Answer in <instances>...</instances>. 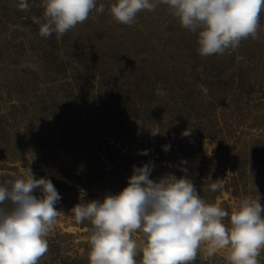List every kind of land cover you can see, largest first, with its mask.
Listing matches in <instances>:
<instances>
[{"label": "rangeland", "instance_id": "1", "mask_svg": "<svg viewBox=\"0 0 264 264\" xmlns=\"http://www.w3.org/2000/svg\"><path fill=\"white\" fill-rule=\"evenodd\" d=\"M27 2L23 11L19 0H0V184L26 179L30 169L61 196L39 264H89L92 225L71 210L118 194L133 166L152 163L154 181L186 175L203 200L217 197L212 205L229 213V227L243 200L264 207V14L258 39L202 57L198 33L167 5L141 11L129 26L109 14L115 0H96L103 14L93 10L62 37L44 38L33 22L43 19L42 0ZM221 141L230 157L204 165ZM234 158L239 176L229 168ZM206 247L192 264H229V249L205 260ZM258 259L264 264V250Z\"/></svg>", "mask_w": 264, "mask_h": 264}, {"label": "clouds", "instance_id": "2", "mask_svg": "<svg viewBox=\"0 0 264 264\" xmlns=\"http://www.w3.org/2000/svg\"><path fill=\"white\" fill-rule=\"evenodd\" d=\"M167 5L181 26L198 33V52L202 57L223 55L236 50L243 40L259 38L264 0H115L109 14L115 21L133 25L141 11H154ZM20 10L28 11L27 0H19ZM43 19L39 35L57 38L82 24L90 13L105 12L96 0H42ZM151 135L160 134L158 128ZM185 130L182 135H190ZM142 154L147 155V150ZM154 165L133 166L128 184L118 194L107 195L71 210L77 223L89 220V264H192L202 244L204 259L229 249V264H260L264 250V207L259 201L245 199L230 215V227L224 219L229 213L207 204L193 182L185 175L167 174L150 179ZM186 171V169H181ZM30 176L0 184V264H39L48 252L47 237L57 217L55 205L61 196L50 179ZM220 189L218 179L210 184ZM39 191L38 197L34 192ZM86 195L81 190V199ZM10 203L11 207H4ZM141 232L144 240L132 238Z\"/></svg>", "mask_w": 264, "mask_h": 264}, {"label": "trees", "instance_id": "3", "mask_svg": "<svg viewBox=\"0 0 264 264\" xmlns=\"http://www.w3.org/2000/svg\"><path fill=\"white\" fill-rule=\"evenodd\" d=\"M221 143H222V141L220 142V145L218 146V153H217V155L214 158H211V159L205 158L204 159V165L207 164L208 162L210 163V161H215L216 160V161H218L217 167H219L220 163L222 161H224L225 158L228 159L230 157L229 156V154H230L229 150L225 149V147H223V145ZM236 165L240 166L239 165V162L237 161V159L234 158V164L232 166H230L229 168H230V171H232L234 173V176L237 175V174L239 176V174H240L241 171L239 170V168ZM240 167H242V166H240ZM201 175L203 177H206V175H207L206 174V171L205 172H201ZM216 198H214V199L216 200ZM214 199L211 198V197H209V198L204 199V201L207 204L212 205L213 202L215 201Z\"/></svg>", "mask_w": 264, "mask_h": 264}]
</instances>
